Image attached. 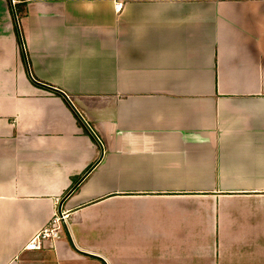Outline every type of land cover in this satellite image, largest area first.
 <instances>
[{
  "label": "crops",
  "instance_id": "0c3cea01",
  "mask_svg": "<svg viewBox=\"0 0 264 264\" xmlns=\"http://www.w3.org/2000/svg\"><path fill=\"white\" fill-rule=\"evenodd\" d=\"M119 2L0 0V264H264V0Z\"/></svg>",
  "mask_w": 264,
  "mask_h": 264
},
{
  "label": "built area",
  "instance_id": "2783aa9c",
  "mask_svg": "<svg viewBox=\"0 0 264 264\" xmlns=\"http://www.w3.org/2000/svg\"><path fill=\"white\" fill-rule=\"evenodd\" d=\"M116 8L120 9L122 2L116 3ZM66 215L64 212L56 213L49 223L37 232L26 244L25 248L29 250H39L43 248L47 241L55 242L60 238V228L66 226Z\"/></svg>",
  "mask_w": 264,
  "mask_h": 264
},
{
  "label": "rangeland",
  "instance_id": "374dc122",
  "mask_svg": "<svg viewBox=\"0 0 264 264\" xmlns=\"http://www.w3.org/2000/svg\"><path fill=\"white\" fill-rule=\"evenodd\" d=\"M261 228H263V223L261 224ZM147 242H148V239H146V244L140 245V246L150 247V244H147ZM152 258H159V257H158V255H132V254H124L123 255V261L125 264H127V263H130V264L145 263V264H147L148 262H150L149 259H152ZM157 264H159V262ZM201 264H205V263L202 262Z\"/></svg>",
  "mask_w": 264,
  "mask_h": 264
},
{
  "label": "water",
  "instance_id": "95a60500",
  "mask_svg": "<svg viewBox=\"0 0 264 264\" xmlns=\"http://www.w3.org/2000/svg\"><path fill=\"white\" fill-rule=\"evenodd\" d=\"M91 129V128H90Z\"/></svg>",
  "mask_w": 264,
  "mask_h": 264
}]
</instances>
